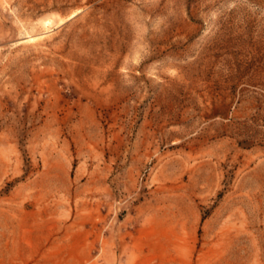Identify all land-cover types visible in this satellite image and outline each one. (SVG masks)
<instances>
[{"label": "rangeland", "instance_id": "obj_1", "mask_svg": "<svg viewBox=\"0 0 264 264\" xmlns=\"http://www.w3.org/2000/svg\"><path fill=\"white\" fill-rule=\"evenodd\" d=\"M0 264H264V0H0Z\"/></svg>", "mask_w": 264, "mask_h": 264}]
</instances>
